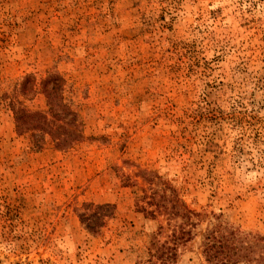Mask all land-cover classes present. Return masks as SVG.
Listing matches in <instances>:
<instances>
[{
  "label": "rangeland",
  "instance_id": "374dc122",
  "mask_svg": "<svg viewBox=\"0 0 264 264\" xmlns=\"http://www.w3.org/2000/svg\"><path fill=\"white\" fill-rule=\"evenodd\" d=\"M50 73L79 122L60 147L10 105L45 112ZM152 192L192 211L173 261ZM213 229L258 264L264 0H0V264H218Z\"/></svg>",
  "mask_w": 264,
  "mask_h": 264
},
{
  "label": "trees",
  "instance_id": "16d2710c",
  "mask_svg": "<svg viewBox=\"0 0 264 264\" xmlns=\"http://www.w3.org/2000/svg\"><path fill=\"white\" fill-rule=\"evenodd\" d=\"M27 82L28 78H25L19 83V93H23ZM62 85L61 78L55 73H50L41 80L40 88L46 98L47 105L45 112L29 111L21 105L10 104L17 133H30L34 136L35 131H41L49 135L55 141L57 147L77 140L78 131L76 128L79 126V122H77L75 112L61 96ZM29 90L30 92L34 91V88L30 87ZM70 126L76 130V132L74 130L76 135L73 131H68L67 127ZM32 145L36 149L41 147L37 141H32ZM147 203L154 207L150 211L141 208L145 213L154 215L155 211L163 212L166 215L168 224L173 221L171 233L169 234L171 245H168V247L160 246L157 249L159 252L158 256L164 262L173 261L176 246L179 243H186L193 236L191 232V228H193L192 211L178 197L170 199L159 197L156 199L155 192L151 193V200ZM259 240L264 241L263 238H259ZM201 246L205 260L208 262L238 264L239 262L246 263L251 261L250 244L241 238H237L236 233H223L215 229L210 230L203 235ZM262 252L258 257V264H264V245Z\"/></svg>",
  "mask_w": 264,
  "mask_h": 264
}]
</instances>
